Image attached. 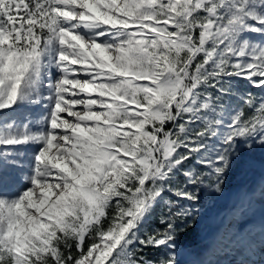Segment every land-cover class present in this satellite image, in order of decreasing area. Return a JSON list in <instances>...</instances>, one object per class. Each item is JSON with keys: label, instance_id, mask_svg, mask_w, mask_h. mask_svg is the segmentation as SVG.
Returning <instances> with one entry per match:
<instances>
[{"label": "snow or ice", "instance_id": "snow-or-ice-1", "mask_svg": "<svg viewBox=\"0 0 264 264\" xmlns=\"http://www.w3.org/2000/svg\"><path fill=\"white\" fill-rule=\"evenodd\" d=\"M258 151L264 0H0V264H264Z\"/></svg>", "mask_w": 264, "mask_h": 264}, {"label": "rangeland", "instance_id": "rangeland-1", "mask_svg": "<svg viewBox=\"0 0 264 264\" xmlns=\"http://www.w3.org/2000/svg\"><path fill=\"white\" fill-rule=\"evenodd\" d=\"M245 87H247L245 85ZM258 91V90H253ZM249 159L254 161V166L251 168L238 169L235 171L231 179L227 181L228 192L224 199L216 201L205 198L203 206L197 205L201 208L203 216L200 221V228L197 232L189 231L182 237L184 244L191 250L202 246L205 243V237L208 236L211 229L218 223L219 219L223 217L231 206L234 194L241 188V186L258 185L261 179L260 161L264 159V153H253ZM255 221L259 224V216L255 217ZM151 224L155 225V219ZM149 224V227L154 225Z\"/></svg>", "mask_w": 264, "mask_h": 264}, {"label": "trees", "instance_id": "trees-1", "mask_svg": "<svg viewBox=\"0 0 264 264\" xmlns=\"http://www.w3.org/2000/svg\"><path fill=\"white\" fill-rule=\"evenodd\" d=\"M150 224H151V223H150ZM151 225H154V224H151ZM159 254H160L159 252L153 250V251L150 253V256H151V258H156V256H158Z\"/></svg>", "mask_w": 264, "mask_h": 264}]
</instances>
